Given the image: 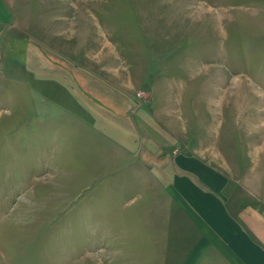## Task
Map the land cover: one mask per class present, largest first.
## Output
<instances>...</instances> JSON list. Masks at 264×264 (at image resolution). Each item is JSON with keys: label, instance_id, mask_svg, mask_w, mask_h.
Returning <instances> with one entry per match:
<instances>
[{"label": "rangeland", "instance_id": "1", "mask_svg": "<svg viewBox=\"0 0 264 264\" xmlns=\"http://www.w3.org/2000/svg\"><path fill=\"white\" fill-rule=\"evenodd\" d=\"M10 1L23 23L57 24L59 63L92 112L135 131L148 158L204 160L225 202L264 210V0ZM0 98V264H194L185 222L151 235L99 214L89 188L110 140L95 120L53 135ZM76 101L60 111L82 112Z\"/></svg>", "mask_w": 264, "mask_h": 264}, {"label": "crops", "instance_id": "2", "mask_svg": "<svg viewBox=\"0 0 264 264\" xmlns=\"http://www.w3.org/2000/svg\"><path fill=\"white\" fill-rule=\"evenodd\" d=\"M30 23L20 21L15 2L0 0V97L13 109L9 115H32L38 127L43 131L51 127L53 135H65L56 130L55 122L68 120L71 129L74 124L80 131L91 118L96 121V135L110 140L99 155L104 161L94 166L100 171L89 188L90 196H98L97 203L100 201L99 214L114 216L121 226L130 224L131 232L151 235L160 229H155L156 221L164 233L185 222L195 236L188 241L193 259L184 263L264 264V210L246 202L235 208L231 198L225 202L223 177L202 159L179 155L165 160L158 152L148 158L150 151L157 150L135 144V131L116 123L108 125L100 114L92 112L87 94L76 89L74 71L59 63L57 43L52 42L59 38L57 24L41 27L37 18ZM71 101H76L82 112L75 113L74 108V112L60 111V104H73ZM102 169L107 172L103 174ZM124 170L127 175L119 176ZM128 196L135 202L132 208L124 209L120 205Z\"/></svg>", "mask_w": 264, "mask_h": 264}]
</instances>
